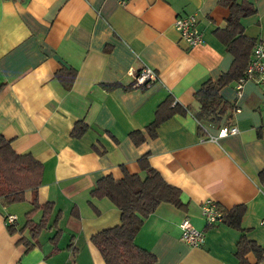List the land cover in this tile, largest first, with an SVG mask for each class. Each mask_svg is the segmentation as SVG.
I'll return each instance as SVG.
<instances>
[{"label":"crops","instance_id":"0c3cea01","mask_svg":"<svg viewBox=\"0 0 264 264\" xmlns=\"http://www.w3.org/2000/svg\"><path fill=\"white\" fill-rule=\"evenodd\" d=\"M244 1L255 9L240 17L244 34L264 38V0ZM187 13L196 14L204 39L192 46L173 25ZM229 13L222 0H0V133L42 163L35 190L0 201V264H106L91 236L120 223V210L90 191L102 176L120 178L124 169L145 175L144 155L179 187L184 203H160L137 231L135 242L157 257L153 264H240L237 231L222 221L205 224L200 205L207 197L224 212L244 204L241 225L264 250V84L245 80L240 95L235 82L224 85L220 94L235 108L218 123L191 111L199 106L200 83L233 61L216 34ZM144 65L158 77L127 88ZM63 67L76 71L69 88L56 75ZM168 95L187 110L164 119L151 136L146 126ZM77 121L87 126L81 136L71 133ZM229 123L238 131L208 139ZM131 130L144 140L135 143ZM33 197L52 209L38 244L27 250ZM41 215L39 208L32 219ZM184 216L204 230L202 244L180 238Z\"/></svg>","mask_w":264,"mask_h":264},{"label":"trees","instance_id":"16d2710c","mask_svg":"<svg viewBox=\"0 0 264 264\" xmlns=\"http://www.w3.org/2000/svg\"><path fill=\"white\" fill-rule=\"evenodd\" d=\"M222 1L229 4L230 13L226 18V26L223 29H217L216 34L232 52L233 61L218 78H206L200 83L194 91V97L199 106L191 110L199 121L213 124L218 123L224 114H229L235 108L222 97L220 89L230 82H236L244 74L254 44V39L244 34L243 25L240 22L241 16L254 12V6L244 0ZM56 75L61 79L64 87L69 88L76 71L73 68L63 67L56 71ZM132 85L134 84L127 88ZM186 110L177 101H173L172 95H168L158 104L153 120L146 126L149 135H156V127L164 119L175 112ZM86 128L84 122L77 121L71 133L81 136ZM129 134L135 143L142 142L145 138L140 130H131ZM139 163L145 169V175L131 173L124 169L123 176L120 178H114L111 174L102 176L90 191L92 196L108 197L120 210V223L103 228L91 236L106 264H153L157 257L155 253L135 242L137 231L145 217L160 203L169 202L177 207L184 206L179 187L165 180L162 174L150 165L146 155L139 158ZM41 176L40 160L31 153L15 151L10 140L0 133V201L11 203L23 200L27 189L35 190L39 186ZM259 177L264 185V168L259 171ZM31 203L33 208L26 212L24 224L32 237V240L23 239L27 250L38 244L39 234L47 226L52 209V203H39L35 197ZM39 208L42 209V215L38 221H35L32 216ZM245 209L244 204L230 207L225 212L222 222L238 233L235 256L240 264H261L264 260L263 248L255 240L246 236L245 228L241 225ZM8 228H11L10 224ZM250 255L253 256V260L250 259Z\"/></svg>","mask_w":264,"mask_h":264},{"label":"built area","instance_id":"2783aa9c","mask_svg":"<svg viewBox=\"0 0 264 264\" xmlns=\"http://www.w3.org/2000/svg\"><path fill=\"white\" fill-rule=\"evenodd\" d=\"M117 1L121 5L126 3V0ZM197 22L198 20L195 13L177 15L173 21V25L178 30L181 38H183L191 46L201 43L204 40L202 33L198 28ZM133 77L134 85H147L150 81L156 79L158 76L153 68L144 65L138 70L137 73H133ZM248 79H252L256 82L264 84V38L258 37L254 41L252 55L244 71V74L239 77V79L234 84L235 88L237 89V94H241L240 89L242 88L244 81ZM237 131L238 127L236 124H224L220 126L216 135L208 134V139L216 140L217 137L229 133H235ZM200 213L204 218L206 225H213L217 222H221L225 215V212L219 203L211 197H207L201 202ZM13 218V215H9L8 221L13 220ZM261 223L264 224V218L261 219ZM178 225L180 227V238L182 240L193 246H198L203 243L205 238L204 230L194 226L187 216L182 217L179 220ZM14 264L20 263L15 262ZM261 264H264V260L261 262Z\"/></svg>","mask_w":264,"mask_h":264},{"label":"bare ground","instance_id":"6f19581e","mask_svg":"<svg viewBox=\"0 0 264 264\" xmlns=\"http://www.w3.org/2000/svg\"><path fill=\"white\" fill-rule=\"evenodd\" d=\"M198 20V19H197ZM197 24H198V22H197ZM199 28V27H198ZM200 30V29H199ZM201 32V31H200ZM202 33V32H201Z\"/></svg>","mask_w":264,"mask_h":264}]
</instances>
